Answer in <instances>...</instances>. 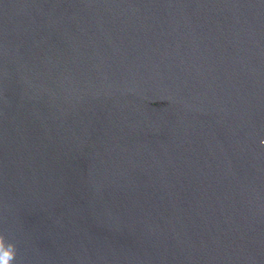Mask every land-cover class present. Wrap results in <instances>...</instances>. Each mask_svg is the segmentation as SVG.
I'll use <instances>...</instances> for the list:
<instances>
[{"label":"water","instance_id":"1","mask_svg":"<svg viewBox=\"0 0 264 264\" xmlns=\"http://www.w3.org/2000/svg\"><path fill=\"white\" fill-rule=\"evenodd\" d=\"M0 234L13 264H264V0H0Z\"/></svg>","mask_w":264,"mask_h":264},{"label":"clouds","instance_id":"2","mask_svg":"<svg viewBox=\"0 0 264 264\" xmlns=\"http://www.w3.org/2000/svg\"><path fill=\"white\" fill-rule=\"evenodd\" d=\"M16 257V244L6 242L5 235L0 234V264H13Z\"/></svg>","mask_w":264,"mask_h":264}]
</instances>
